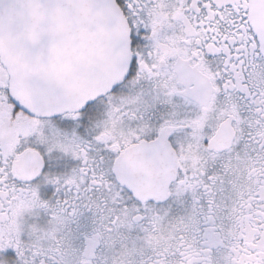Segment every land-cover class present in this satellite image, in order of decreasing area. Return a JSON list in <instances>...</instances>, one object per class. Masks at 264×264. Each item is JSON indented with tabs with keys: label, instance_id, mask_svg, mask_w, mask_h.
<instances>
[{
	"label": "snow or ice",
	"instance_id": "6c2138e0",
	"mask_svg": "<svg viewBox=\"0 0 264 264\" xmlns=\"http://www.w3.org/2000/svg\"><path fill=\"white\" fill-rule=\"evenodd\" d=\"M0 264H264V0H0Z\"/></svg>",
	"mask_w": 264,
	"mask_h": 264
}]
</instances>
